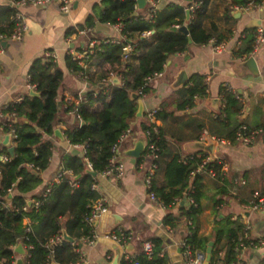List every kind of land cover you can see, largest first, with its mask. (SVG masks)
<instances>
[{
  "label": "trees",
  "instance_id": "1",
  "mask_svg": "<svg viewBox=\"0 0 264 264\" xmlns=\"http://www.w3.org/2000/svg\"><path fill=\"white\" fill-rule=\"evenodd\" d=\"M210 1L185 0V5L175 2L153 13L148 4L145 12L138 13L136 0H100L94 15L88 14L83 23L67 29L66 35H71L85 29H94L96 22L100 25H122L119 43L105 38L95 41L92 48H79L84 55L81 60L86 58L87 68L82 67L78 60H72L69 55L65 58L67 68L77 74H86L99 93L78 104L68 105L66 112L72 111L78 115L80 123L65 130L64 134L69 143L84 147V155H63L62 168L71 170L72 177L64 176L58 184L48 185L40 192H36V189L42 183L41 172L48 167L53 149L52 142L43 140L42 136L51 135L59 121L56 98L63 81V72L54 59L45 54L32 60L27 73L28 83L35 86L36 94H26L21 101L8 103L2 109L3 118L0 120V130L4 134L12 132L14 136L11 143L13 156L9 155L6 146L0 150V155L7 157V160H0V264L14 263V247L18 244L25 249L26 264H78L81 261L78 246L94 229L85 220L93 203L99 200L97 192L92 190L98 177L94 178L87 172V163L98 175L106 168L112 157L111 147L135 118L137 100L142 97L136 94L137 90L147 78L163 70L170 56L184 51L189 46V39L194 44H202L211 38L219 41L223 37L216 35L215 26L206 28ZM249 1L252 0H233L240 4ZM195 4V8L190 10V6ZM186 10L190 12L189 19H186ZM12 12L11 7L0 4V35L3 38L9 39L15 27ZM179 24L186 25L188 35L172 30V27ZM146 31H151V34L145 36ZM126 44L134 45L132 51L125 53L122 48ZM89 59L98 61L99 66L106 63L109 67L100 71L90 70ZM110 73L118 75L120 83L99 87L107 81ZM150 90V86L146 85L143 93ZM133 94L137 98H133ZM220 94L223 107L215 125L226 139L234 142L238 127L246 124L235 117L242 103L226 86L221 87ZM204 95V76L192 75L189 82L180 88L181 99L177 108L182 110L192 107L194 98ZM100 101L101 106L97 105ZM10 112H15L16 118L7 121L5 115ZM171 116L172 112L160 109L155 114L156 119L162 121ZM197 126L202 127V123L197 122ZM141 127L146 131L151 128V124L144 121ZM164 134L163 128L158 127L157 134L153 136L159 150L157 169L149 191L166 210L174 208L184 198L188 200V206L180 208L188 220V233L180 253L188 249L193 256L203 255L205 262L211 243L208 264H236L237 254L234 249L243 232L244 225L241 222L221 219L218 224L220 227L214 229L213 239L198 235L194 227V219L200 212V201L203 198L202 178L211 170L214 177L223 179L221 163L216 159L211 160L198 172L196 169L207 154L195 152L182 157L176 153L163 167V186L157 187V172L161 169L162 157L167 151ZM189 186L190 192L186 196ZM259 194L263 195L264 190ZM36 202L41 205L36 207ZM23 207L27 211H23ZM25 219L29 221V232H26L27 225L23 223ZM176 222L173 214L168 213L163 226L173 229ZM63 233L74 242L63 240L57 243L49 257L50 249L46 245ZM151 242L154 245L151 258L142 253L130 261L122 260L121 264H167L166 256H159L163 250L162 241L155 238Z\"/></svg>",
  "mask_w": 264,
  "mask_h": 264
},
{
  "label": "crops",
  "instance_id": "2",
  "mask_svg": "<svg viewBox=\"0 0 264 264\" xmlns=\"http://www.w3.org/2000/svg\"><path fill=\"white\" fill-rule=\"evenodd\" d=\"M175 2L186 4L185 0H159L158 9L162 10ZM0 4L10 7V0H0ZM99 4L100 0H75L68 13L59 11L57 0L46 5H26L22 7V11L28 30L22 39L16 41L2 38L1 41H5L4 46L0 42V120L3 118L2 109L8 103L22 99L31 91L36 92L29 87L27 74L35 57L51 51L55 63L63 72V81L56 98L59 121L51 135L42 136L43 140L52 142V155L48 167L41 172L42 183L36 192L48 185L58 184L55 176L60 170H64L61 162L63 155H84V147L69 143L64 134L65 130L80 123L77 115L72 111L66 112V109L78 94L92 93V97H95L99 90L92 82L84 85L79 73L67 68L65 58L70 50L79 52L84 57L79 48H86L91 40L121 39V35L118 27L100 25L98 22L94 29H85L84 33L79 31L78 34L66 35V31L71 26L83 23L88 14L94 15ZM148 4L149 1L145 0L143 8L136 7L137 12H145ZM240 5L242 4L234 3L233 0H211L205 25L206 28L215 26L216 35L223 36L217 41L222 45L221 48L215 50L209 41L202 44L191 42L184 51L170 56L161 75L149 82L151 90L140 98L143 104L142 115H135L130 121L131 134L120 145L117 162L123 165V175L119 179L98 176L96 192L99 199L105 200L108 212L94 223L96 243L93 246L80 244L82 259L78 264H121L122 260L130 261L143 253L145 242H151L155 238L162 241L161 253L166 256L167 264H184L180 247L188 233V220L182 215L180 208L187 207L188 200L184 198L187 204L183 206L180 203L184 199L178 201L170 210L149 200L144 184L149 160H143L141 155L135 158L126 154L137 140L142 139L145 143L141 125L147 121L146 112L152 109L173 113V116L163 121L156 119L158 127L163 128L167 143V151L162 157L161 169L156 176L157 187L163 186V167L176 153L182 157L195 152L210 155L206 151L192 149L191 144L196 141H216L214 158L221 163L224 178L214 177L210 173L204 174L203 198L200 201V212L194 219V227L198 235L213 239L214 229L220 227L218 224L221 219L229 218L232 222L247 223L250 237L262 240V244L246 248L240 261L242 264H264V213L252 212L246 208L253 195L264 190V44L253 56L258 69L256 75L253 76L246 70L239 74L235 70L236 64L247 59L252 49L251 32L256 27H250V21L260 20L259 26L264 29V8L245 12L238 9ZM181 25L185 24H179ZM217 36L215 37L218 38ZM245 54L246 58H242ZM88 61L90 70H105L109 67L106 63L99 66L95 59ZM81 62L80 65L87 68L86 58ZM182 70L186 72L188 79L195 74L204 76L206 95L194 98L192 107L180 110L177 108L181 99L180 88L189 80L178 87H173L172 84ZM109 77L99 87L116 85L111 82L112 77L110 80ZM223 86L235 93L242 103L236 119L251 128L262 129V135L250 145L226 139L224 133L215 125L217 115L223 107L220 94ZM97 105L101 106V101ZM197 122L202 123V127H198ZM5 136L9 134L0 130V150L5 146L2 143ZM12 138L9 136L10 146ZM4 156L0 155V160H4ZM67 176L72 177L69 174ZM168 213L177 219L173 229L163 226V220ZM23 223L28 224V219ZM119 230L131 233V239L124 248L108 238L109 234ZM223 242L224 239L221 243ZM19 246L21 245L14 247L13 264L19 260L26 264L24 247L21 246V254L16 252Z\"/></svg>",
  "mask_w": 264,
  "mask_h": 264
},
{
  "label": "built area",
  "instance_id": "3",
  "mask_svg": "<svg viewBox=\"0 0 264 264\" xmlns=\"http://www.w3.org/2000/svg\"><path fill=\"white\" fill-rule=\"evenodd\" d=\"M52 0H10V7L13 9L11 18L14 20L15 27L13 29V32L9 36V39L20 41L24 35V33L28 30V26L25 20L24 13L22 11V7L26 5H46L50 3ZM59 3V11L62 13H68L71 11L73 3L75 0H57ZM149 1V7L150 12L153 13L158 9V3L159 0H148ZM196 6L192 5L190 6V10L194 9ZM261 9L264 8V0L260 1H249L246 4H242L238 6V9L240 11H249L252 9ZM114 26L121 28V24H115ZM81 33H84L85 30L80 31ZM151 31H146L145 35H150ZM3 36L0 35V42L2 40ZM252 49L250 51L249 56H254V54L257 52V50L264 44V29L261 26H258L253 31V37H252ZM120 39H113L111 42L119 43ZM209 42L212 44L213 48L215 50H218L221 48V44L218 43L214 38H211ZM95 41L91 40L88 43V47L92 48L94 46ZM1 47V46H0ZM134 45L133 44H126L122 49L125 51V53H128L129 51H132ZM68 55L71 57L72 60H78L79 64H82V54L79 52H74L72 50L69 51ZM46 57H51L54 59V55L51 51L45 52ZM248 56V55H247ZM242 58H246V54L243 55ZM80 77L82 78V81L84 85L89 84V78L86 74L80 73ZM113 73L109 74V80L111 77H113ZM161 72L156 73L153 77H149L145 80L144 85L140 87L136 94L140 96H144L143 88L146 85H149V82L156 76H160ZM29 87L33 90L35 89L34 85L29 84ZM93 94L89 93L86 95L78 94L72 103L78 104L81 100L92 97ZM21 101V98H18L16 102ZM158 109H152L148 112H146V119L147 122L151 124V128L143 131L145 136V143H144V149L141 154V157L143 160H149V165L145 172L144 177V184L146 188V194L149 198V200L157 203L160 207H163L162 204L158 201V199L155 197V195L150 192L151 188V180L153 175L155 174V171L157 169V158H158V150L159 147L156 144V141L153 140V136L157 134L158 132V125L156 124V117L155 114ZM7 121H12L16 118L15 112L6 113L5 115ZM77 117L80 119V117L77 115ZM262 131L261 128H251L246 124H242L238 127L235 135V141L243 144V145H250L253 143L256 136ZM131 134V128L128 127L125 131L122 132V134L119 136L117 143H115L111 147L112 157L109 160L108 165L106 168L101 172L100 175L96 174L94 178L100 176L102 178H111V179H119L123 175V165L121 163L117 162V156L120 151V145L130 136ZM10 137H14L13 133L11 132L9 134ZM216 140V139H215ZM79 145V144H76ZM4 160H7V157H3ZM214 157H211L210 155H206L200 164L196 171H201L202 167L206 165L209 161L214 160ZM88 170H92V167L90 163H87ZM72 175L71 170H60L57 175L55 176L56 183H59L61 179L64 176ZM210 174L214 176V172L210 170ZM92 190L97 191L98 190V178L95 181V183L92 185ZM49 190L45 192L48 193ZM44 194V196H45ZM41 205L40 202H36L35 206L39 207ZM164 208V207H163ZM247 209H249L252 212H262L264 213V194L260 195L259 193H255L253 195L252 200L249 202V204L246 206ZM23 211H27L26 207H23ZM108 212L107 205L105 203L104 199H99L96 202L93 203L92 208L90 210L89 215L86 217V223L89 226H94V223L98 218ZM27 225V224H26ZM243 232L241 236L239 237V240L237 242V245L234 249V251L237 254V263L236 264H242L240 261V256L242 252L248 248V247H255L258 244H262V240H254L250 237V227L247 223L243 224ZM30 231V227L27 225L26 232ZM108 238L112 239L116 244L120 245L122 248L126 247V245L129 243L131 239V233L127 231L119 230L117 232H113L108 235ZM63 235H58L51 239L49 243L46 245L47 248L50 249L49 257L52 255V248L57 244L63 241ZM96 236L94 232L87 236L86 238L82 239L83 244H86L88 246H93L96 243ZM183 244L181 245V247ZM153 248L154 245L152 242H145L143 244V254L147 256L148 258H151L153 256ZM163 253H160L159 256L163 257ZM82 257V256H81ZM181 257L184 261V264H204V256L203 255H195L193 256L188 249H185V251L181 254ZM132 260V259H130ZM47 264H50L49 262ZM136 264V263H135Z\"/></svg>",
  "mask_w": 264,
  "mask_h": 264
},
{
  "label": "water",
  "instance_id": "4",
  "mask_svg": "<svg viewBox=\"0 0 264 264\" xmlns=\"http://www.w3.org/2000/svg\"><path fill=\"white\" fill-rule=\"evenodd\" d=\"M137 3V7L139 9L143 8L145 5V0H136ZM190 16V12L189 10H186V19H189ZM260 25V20L258 19H253L250 21L249 26L250 27H257ZM105 29L107 30V28L105 27ZM173 31H181L184 34L188 35V29L186 27V25H181V26H175L172 27ZM191 39H189V43H191ZM1 45L4 46L5 45V41H1ZM235 70L237 71V73L241 74L244 70H246L248 73H250L251 75H256L258 73V69H257V65H256V61L254 59L253 56H249L247 59H245L244 61H241L239 63L236 64ZM243 70V71H242ZM188 76L186 74V72L184 70L180 71V73L177 75L174 83L172 84L173 87H178L180 85H184L188 82ZM111 82L113 84H119V77L118 75H114L111 79ZM105 85V84H103ZM30 94L35 95L36 93L31 91ZM133 98H137L136 94L132 95ZM142 111H143V104H142V100L138 99L137 100V110H136V116H141L142 115ZM3 145L8 147V153L9 155L12 157L13 156V147L10 146L9 143V136H5L3 141H2ZM216 144V141H209L208 143H202L199 141H196L195 143L191 144V148L192 149H196V150H203L206 151L210 154L211 157H214V146ZM144 148V141L142 139H139L136 141L135 145L133 148L128 149L126 151L127 155L133 156L135 158H138L141 155V152ZM87 172L92 175L93 177L96 176L97 172L93 171V170H87ZM190 192V186L187 188L186 190V196L189 194ZM186 199L183 200V202L180 203L181 206L186 205ZM63 239L64 241L73 243V239H71L70 237H68L65 233H63ZM211 243L209 244V248L207 250V254L205 256V263L204 264H208V261L210 259V252H211ZM79 248H81V245L78 246ZM16 252L18 253H22V248L21 246H19L16 249ZM117 262V260L115 261V263ZM16 264H22V261L19 260L17 261Z\"/></svg>",
  "mask_w": 264,
  "mask_h": 264
},
{
  "label": "rangeland",
  "instance_id": "5",
  "mask_svg": "<svg viewBox=\"0 0 264 264\" xmlns=\"http://www.w3.org/2000/svg\"><path fill=\"white\" fill-rule=\"evenodd\" d=\"M58 6H59V3H58ZM262 134H258L257 136H256V138H255V141L261 136Z\"/></svg>",
  "mask_w": 264,
  "mask_h": 264
}]
</instances>
